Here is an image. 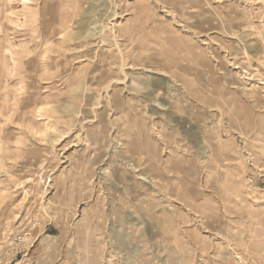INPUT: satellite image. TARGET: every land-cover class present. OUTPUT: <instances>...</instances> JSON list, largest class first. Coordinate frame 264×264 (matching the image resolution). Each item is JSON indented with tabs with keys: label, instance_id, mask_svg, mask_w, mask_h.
I'll return each instance as SVG.
<instances>
[{
	"label": "rangeland",
	"instance_id": "1",
	"mask_svg": "<svg viewBox=\"0 0 264 264\" xmlns=\"http://www.w3.org/2000/svg\"><path fill=\"white\" fill-rule=\"evenodd\" d=\"M19 2L0 264H264V0Z\"/></svg>",
	"mask_w": 264,
	"mask_h": 264
},
{
	"label": "bare ground",
	"instance_id": "2",
	"mask_svg": "<svg viewBox=\"0 0 264 264\" xmlns=\"http://www.w3.org/2000/svg\"><path fill=\"white\" fill-rule=\"evenodd\" d=\"M27 2H28V0H20V2L18 3V5L22 7V6H24ZM235 68H238V66L236 65ZM239 68H240V67H239ZM153 73L157 74V71L154 70ZM247 75H248L247 78H248V79H251L250 74L247 73ZM259 83L262 84V85L264 86V81H260ZM135 168H136V167H135ZM139 178H142V177L139 176ZM143 178H144V176H143ZM143 178H142V179H143Z\"/></svg>",
	"mask_w": 264,
	"mask_h": 264
}]
</instances>
